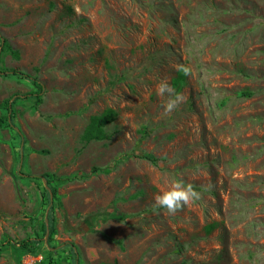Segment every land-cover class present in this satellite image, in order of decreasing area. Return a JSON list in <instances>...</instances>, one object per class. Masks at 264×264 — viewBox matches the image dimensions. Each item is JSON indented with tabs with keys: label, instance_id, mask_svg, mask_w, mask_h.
<instances>
[{
	"label": "rangeland",
	"instance_id": "obj_1",
	"mask_svg": "<svg viewBox=\"0 0 264 264\" xmlns=\"http://www.w3.org/2000/svg\"><path fill=\"white\" fill-rule=\"evenodd\" d=\"M0 264H264V0H0Z\"/></svg>",
	"mask_w": 264,
	"mask_h": 264
},
{
	"label": "clouds",
	"instance_id": "obj_2",
	"mask_svg": "<svg viewBox=\"0 0 264 264\" xmlns=\"http://www.w3.org/2000/svg\"><path fill=\"white\" fill-rule=\"evenodd\" d=\"M182 71L187 74L188 69L183 68ZM161 94H167L169 99L164 106L165 111L171 112L183 101V96L179 92H175L173 88L165 81L159 86ZM200 194L194 190L193 186L186 184L184 181H177L173 186L163 193L155 197L154 207L166 210L169 214H175L182 206L186 205L189 200H198Z\"/></svg>",
	"mask_w": 264,
	"mask_h": 264
},
{
	"label": "trees",
	"instance_id": "obj_3",
	"mask_svg": "<svg viewBox=\"0 0 264 264\" xmlns=\"http://www.w3.org/2000/svg\"><path fill=\"white\" fill-rule=\"evenodd\" d=\"M17 56V54H15ZM8 74V73H6ZM11 75L14 76H18L20 78H26L29 79L33 85L37 86L39 88V92L34 93L33 96L36 97V101L37 103H40L42 101V95H43V85L39 82V80H37L36 78H32L28 75H25L24 73L18 72V71H13ZM10 101L11 100H7L5 102V106H7V110L10 111ZM16 100H14L12 103H14ZM115 114L112 111H108L106 112L104 115L98 117V118H94L92 120V123L89 125V127L87 128V130L85 131L84 134V139L85 140H90L93 136H95L98 139H102L103 135H104V131H103V127L106 126V124L112 122L114 120ZM3 123H6L9 126L13 125V122L11 120V118H6V119H2L1 120ZM144 158L149 159L153 162H155V159L150 158L149 156H144ZM32 179H35L36 181H42V183L45 184V194H46V198L47 201H50V192L52 195H56V188L52 186V180L51 177L49 175H43L41 177L35 176V177H31ZM44 180V181H43ZM52 215V211L49 212V216ZM36 244H31L30 241L26 240L22 242V247L24 249L30 250L33 247H35Z\"/></svg>",
	"mask_w": 264,
	"mask_h": 264
}]
</instances>
